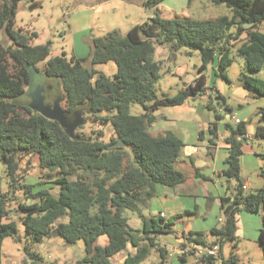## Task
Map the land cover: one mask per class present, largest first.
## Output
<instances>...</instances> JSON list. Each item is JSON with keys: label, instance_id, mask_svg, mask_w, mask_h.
<instances>
[{"label": "trees", "instance_id": "obj_1", "mask_svg": "<svg viewBox=\"0 0 264 264\" xmlns=\"http://www.w3.org/2000/svg\"><path fill=\"white\" fill-rule=\"evenodd\" d=\"M20 1L0 0V33L5 30L13 43L5 46L0 40V159L9 178L5 192L0 182V252L5 238L17 237L18 221L13 214L16 210L26 235L35 243H41L53 232L70 244L84 238L88 254L68 264H113L111 257L125 250L129 242L137 247V252L127 256L124 264H141L153 249L161 252L164 262L168 250L158 237L173 231L177 217H142L145 235L137 239L132 236L125 215L127 210H135L152 199L157 185L174 187L186 179L176 167L183 141L172 131L153 134L149 130L156 119L155 111L201 95L205 91L204 72L213 64L218 76L227 77L235 48L244 59L240 74L243 87L264 97V79L251 74L264 68V32L260 30L264 23V0H211L227 5L232 13L207 19L179 14L168 18L161 14L163 0H144L143 5L153 11L152 16L124 35L116 29L94 37L90 54L84 58L68 57L66 53L49 58L50 41L34 45L36 32L15 28ZM232 27H236L235 33L231 32ZM159 45L167 46L172 53L182 48L196 50L201 57L199 77L173 96H160L155 88L163 67V61L156 57ZM46 59L40 69L39 63ZM111 61L117 66L113 77L94 68L95 64ZM32 73L58 79L65 109L87 107L94 121L112 126L110 140L80 132H76L78 138H71L58 121L19 102L31 83ZM217 97L226 105L222 95ZM133 103L141 104L144 112L130 113ZM103 111L114 113L102 114ZM221 118L216 110V120ZM259 120L264 121V109ZM227 126L231 134L227 139L229 152L224 174L228 180H237V185L233 193L222 197L225 224L210 231L219 238L221 248L224 243L238 245L237 221L242 209L261 212L264 223V187L245 192L241 178L242 140L238 137L246 134V127L241 123L233 128L228 122ZM215 128L216 122L210 129L213 137L217 134ZM256 134L264 138V125L257 126ZM120 139L124 144L114 147ZM27 155L37 156L39 167L55 179L26 183L20 171L21 159ZM48 183L52 185L46 186ZM57 186L56 195L52 189ZM17 192H21L23 199H18ZM13 203L16 207L11 209ZM102 235L109 240L105 246L97 244ZM178 236L182 248L210 245L204 232L189 231ZM258 242L264 250V226ZM24 249L31 260L29 264H45L29 244ZM213 259L203 256L199 262L240 264L234 252L222 263Z\"/></svg>", "mask_w": 264, "mask_h": 264}, {"label": "crops", "instance_id": "obj_2", "mask_svg": "<svg viewBox=\"0 0 264 264\" xmlns=\"http://www.w3.org/2000/svg\"><path fill=\"white\" fill-rule=\"evenodd\" d=\"M90 1L95 4H90ZM90 1L84 0L82 5L86 6L85 8L94 7L99 9L102 6L105 10L116 9L114 8L115 6H112V8L109 6L111 0ZM143 1L127 0L126 5L145 10L146 7L143 5ZM139 4L141 5L140 7L138 6ZM136 24L139 23H133L132 26ZM162 47L169 50L167 46ZM157 50L158 46L156 47V57L163 61L158 56ZM176 52L172 53L169 50V57ZM190 54L191 52H186V55ZM198 66L197 73L192 76L188 83H192L199 77ZM184 70V64H179L176 67V72H184ZM187 75L188 69H186V76H184L182 81L184 86L188 84L186 82L189 78ZM204 75L206 76V89L201 95L190 98L181 105L158 109L155 111L156 119L149 128L153 134L172 131L183 141L176 167L184 173L186 179L183 183L174 187L157 185L156 195L152 199L141 204L135 210H127L125 212L128 223L132 228V236L137 239H142L145 235L142 230V217L149 218L158 215H163L167 219L177 217L173 224V231L158 237L160 244L168 250V255L164 262H162L161 252L158 249H153L141 264H200L199 261L203 257L199 253L201 245H189L186 247L188 252L181 255V239H179L178 235L184 232H204L210 245L220 244L219 238L216 236L215 240L211 242L212 239L209 238L208 234L212 228L219 227L220 221L225 224L226 216L224 220L221 216V212L223 213L221 207L222 197L233 193L237 185V180H228L224 174V170L227 168L225 159L229 152L227 139L231 134V128L227 126V122L233 128H236L241 123H244L246 127V134L238 137V139L242 140L240 162L241 178L246 186L244 191L253 192L264 187V176L262 174L264 169V141H260L256 145V138L261 137L257 136L256 131L254 134L248 131L250 124H254L256 129L259 124L264 125V121L260 122L259 120L260 112L264 109V97L257 96L256 93L245 89L240 79L234 84L229 80L228 74L226 75L227 77L218 76L215 73V64L209 66L205 70ZM218 94L225 98L226 105L219 102ZM228 98L238 103V111L228 101ZM216 110L223 118L216 120ZM255 116H257L258 121L252 123ZM214 122H216V137H213L210 133ZM27 156L30 157L31 155ZM25 157L21 159L22 164ZM53 179L55 177L44 180ZM26 181L28 182L27 178ZM226 184L228 191L225 189ZM51 185L52 183L46 184V186ZM8 188L9 185L7 184L2 186L1 189L5 192ZM209 208L213 210V213L214 210H217L219 213L218 217L213 218L212 216V218H208ZM254 214L256 213L248 212L244 209L238 214V239L241 235H247V237L251 238L259 236L260 230L264 226L263 216L261 212L258 213L261 215L263 223L262 227L258 229L252 227V224L255 225L258 222L255 220L253 223ZM257 229L258 232L256 234L251 232ZM108 242V237L105 235L100 236L97 240V244L100 246H105ZM76 243H79L84 249V254L81 257L83 258L88 254L84 238L79 237L74 244ZM223 250L224 247L220 250L222 259L226 258ZM136 252L137 247L129 242L125 250L111 257V262L113 264H124L127 256Z\"/></svg>", "mask_w": 264, "mask_h": 264}, {"label": "rangeland", "instance_id": "obj_3", "mask_svg": "<svg viewBox=\"0 0 264 264\" xmlns=\"http://www.w3.org/2000/svg\"><path fill=\"white\" fill-rule=\"evenodd\" d=\"M84 0H21L17 8L15 28H23L25 31L36 32L38 37L33 40L34 45L45 44L51 42V50L49 58L62 55L66 53L68 57L75 55L77 57H88L90 54L92 39L96 36L106 34L111 30H118L123 35L131 28L133 23H141L149 16L153 15L151 9L141 10L138 7L126 5L127 0H111L109 6H115V10L107 9L100 6V8H85L82 3ZM90 1V0H88ZM90 4H95L90 1ZM141 6L140 4L138 5ZM109 7V8H110ZM161 14L165 17L172 18L179 15L189 16L195 19L216 18L219 16H231V9L225 4H215L211 0H163L160 5ZM147 15V16H146ZM260 30L264 32V23L260 26ZM231 32H236V27L231 28ZM244 38V37H243ZM0 40L5 46L13 45L11 38L5 30L0 33ZM188 48H182L178 52L170 55L167 48L158 46L157 54L163 59V67L161 77L155 85V88L160 96L175 95L179 89L184 85L182 83L184 76H186V69H188V79L192 78L197 73V66L201 62V57L198 51L193 50L190 55ZM233 63L227 69L229 80L234 84L240 79L241 71L244 68V59L240 56L236 48L232 51ZM48 58V59H49ZM45 61L39 63L38 67L43 69L46 64ZM179 64H184V72H176V67ZM90 67V64L87 63ZM94 68L104 72L106 75L113 77L117 72L115 62L95 64ZM253 76L264 79V68L251 73ZM196 80V79H195ZM193 81V83L195 82ZM53 84L61 90L60 81L53 80ZM189 84V83H188ZM206 89V88H205ZM227 95V94H226ZM19 102L27 101L25 96L18 98ZM228 101L238 111V103L228 98ZM64 105V103H63ZM83 117L87 122L76 129V132L85 134L88 137L102 138L104 141H109L112 136V126L110 124H100L94 121V116L90 115L87 107H82ZM130 113L141 114L144 109L141 104L133 103L129 107ZM102 114H112L114 111H103ZM258 121L257 116L254 117L253 122ZM254 127V128H253ZM248 131L254 134L256 127L254 124L249 125ZM252 128V129H251ZM256 145L263 138H256ZM21 176L25 175L24 181L26 183L34 184L40 179L54 178V175L44 172L39 167V159L37 156H26L24 163L21 160ZM51 175V176H49ZM28 179V182L26 181ZM0 182L2 186L9 184V178L6 172L5 165L0 159ZM225 189L228 191L227 184ZM54 194L59 193V186L52 189ZM18 199H23L21 192H17ZM29 203L30 200H27ZM11 209L16 207V204H11ZM208 218L218 217V211L208 209ZM210 213H212L210 215ZM13 214L18 221L17 237L5 238L0 252L1 264H29L31 260L28 258L24 246L30 245L31 251H35L43 259V263L48 264L55 262V264H68L72 261L81 258L84 254L83 247L79 244H70L65 241L62 236L53 235L45 238L41 243H35L31 237L26 235L25 227L19 220V212L14 210ZM22 215V213H21ZM221 216L225 217L224 212ZM254 228H261L262 217L256 213L253 215ZM258 223V227H257ZM223 221H220L219 227L223 226ZM257 230L251 232L256 234ZM209 238L215 240V236L209 232ZM224 256L228 257L232 252L236 253L240 264H264V250L258 242V237L251 238L241 235L238 239V245L234 243H224ZM42 264V262H39Z\"/></svg>", "mask_w": 264, "mask_h": 264}, {"label": "water", "instance_id": "obj_4", "mask_svg": "<svg viewBox=\"0 0 264 264\" xmlns=\"http://www.w3.org/2000/svg\"><path fill=\"white\" fill-rule=\"evenodd\" d=\"M32 75L33 76L29 85V91L34 87L33 80L35 73H32ZM29 96L32 98V100L22 102L23 104L29 106L34 111L51 120L58 121L71 138H78L76 129L80 126H83L87 122V119L83 117L82 107L76 108L73 111H66L61 106V101L64 99L63 94L60 99L55 101L53 104L48 103L44 95V89L41 86L37 87L33 91H30ZM123 144V140L120 139L118 142L114 143L113 146H122ZM53 235L59 234L57 232H53Z\"/></svg>", "mask_w": 264, "mask_h": 264}, {"label": "flooded vegetation", "instance_id": "obj_5", "mask_svg": "<svg viewBox=\"0 0 264 264\" xmlns=\"http://www.w3.org/2000/svg\"><path fill=\"white\" fill-rule=\"evenodd\" d=\"M53 80H57V79L54 77L48 76L45 73H35V77L33 80L34 87L30 91L35 90L39 86L43 87L44 95L46 97V101L50 104H53L55 101L60 99V97L63 94L59 90V88H57L53 84ZM30 91H29V86H28L27 91L22 95V96L26 97L27 101L32 100V98L29 96ZM63 103H64V99L61 101V106L65 109ZM65 110L68 111L67 109H65Z\"/></svg>", "mask_w": 264, "mask_h": 264}, {"label": "built area", "instance_id": "obj_6", "mask_svg": "<svg viewBox=\"0 0 264 264\" xmlns=\"http://www.w3.org/2000/svg\"><path fill=\"white\" fill-rule=\"evenodd\" d=\"M243 188L245 189L246 186L243 185ZM220 250H221L220 244L216 243L213 245L201 246L199 248V253L201 256L214 257L213 261L216 263H222V257H221V251ZM187 252H188L187 248H181V255H184Z\"/></svg>", "mask_w": 264, "mask_h": 264}]
</instances>
